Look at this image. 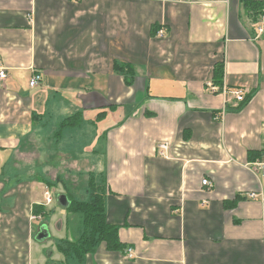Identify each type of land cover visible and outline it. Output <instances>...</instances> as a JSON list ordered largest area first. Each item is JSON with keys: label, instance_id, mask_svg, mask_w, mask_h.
I'll return each mask as SVG.
<instances>
[{"label": "crops", "instance_id": "obj_1", "mask_svg": "<svg viewBox=\"0 0 264 264\" xmlns=\"http://www.w3.org/2000/svg\"><path fill=\"white\" fill-rule=\"evenodd\" d=\"M263 18L243 0H0V264H264ZM66 174L100 176L123 250L58 249L70 196L45 191Z\"/></svg>", "mask_w": 264, "mask_h": 264}, {"label": "trees", "instance_id": "obj_2", "mask_svg": "<svg viewBox=\"0 0 264 264\" xmlns=\"http://www.w3.org/2000/svg\"><path fill=\"white\" fill-rule=\"evenodd\" d=\"M243 6L253 21L259 20L264 16V0H243ZM117 70L126 68L118 65ZM214 84L222 88L224 86V64L217 62L215 65ZM253 93L246 95L240 102L238 108H243L251 100ZM82 120L80 113L64 119L60 129L57 131L59 136L62 128L77 126ZM89 183L90 196L88 199H69L66 206L68 212L78 215L80 229L77 235L69 240L68 238L57 241L58 249L67 257H73L79 261H84L87 254L94 252L102 243L112 250H123L125 245L119 237L118 225L112 224L108 220L106 196L103 184L98 182L95 176L91 175ZM51 181H48L50 185ZM52 212L44 206H35L34 213L50 215Z\"/></svg>", "mask_w": 264, "mask_h": 264}, {"label": "rangeland", "instance_id": "obj_3", "mask_svg": "<svg viewBox=\"0 0 264 264\" xmlns=\"http://www.w3.org/2000/svg\"><path fill=\"white\" fill-rule=\"evenodd\" d=\"M51 176H52V178L50 180L51 181L50 185L47 184L49 186V189L51 188V191L53 189L57 193V188H59V186H60V191L63 193H69V196L71 199H88L89 198V196H90L89 183H90L91 179L87 175H82V177H79V176H72L71 174H66L67 181L62 179L60 176L58 177L57 175H51ZM97 181L98 182L100 181V176H98V175H97ZM57 195H58V193H57ZM53 197L55 199V201L53 199V201H54L53 206L58 207L59 209H63V206H60L58 201H57L58 197L56 198L54 196V194H53ZM64 209H65L66 215H67L66 225L68 224L69 230H70V233L67 234V236L64 238H68L69 240H71L77 235L78 230L80 229L79 224H81V223H80V220L78 218V215H75L73 213L68 212L66 208H64ZM51 210H52V212L50 214L55 212L54 209H49V211H51ZM52 218H53L52 216L49 218V220H51V222H50L51 224H53ZM63 221L64 220H61L60 224H62ZM52 238H54V236ZM64 238H62V239H64Z\"/></svg>", "mask_w": 264, "mask_h": 264}, {"label": "built area", "instance_id": "obj_4", "mask_svg": "<svg viewBox=\"0 0 264 264\" xmlns=\"http://www.w3.org/2000/svg\"><path fill=\"white\" fill-rule=\"evenodd\" d=\"M263 20H264V18H263ZM260 31H263V28H260ZM159 33L163 34V30H161ZM7 77H8V73H7L6 69L4 67L0 68V81L1 82L5 81ZM41 80H42L41 74L35 73L31 79V81H30V85L32 87H36L40 84ZM211 86H213L215 88L214 85L211 84ZM224 92L228 93V90L226 88H224ZM234 94H235L237 100H239L240 102L243 101L246 97L243 89H236L234 91ZM216 118L219 119L220 116L217 115ZM169 149H170V143L168 141H160L157 144V151L163 157L169 156ZM202 183L204 185H208V186H211V184H212V182L210 181L209 178L203 179ZM45 195H46V204H51L53 202V199H54L53 193L51 192V190L47 189L45 191ZM257 196L258 195L255 193L249 194V197H251V198H256ZM42 217H43V214H36V213L31 216V218L33 220L41 219ZM127 251H128V255L132 256V252H133L132 249L129 248Z\"/></svg>", "mask_w": 264, "mask_h": 264}, {"label": "water", "instance_id": "obj_5", "mask_svg": "<svg viewBox=\"0 0 264 264\" xmlns=\"http://www.w3.org/2000/svg\"><path fill=\"white\" fill-rule=\"evenodd\" d=\"M64 198H65V201L63 200V196L62 197L60 196L59 199H60V202L66 207L69 203V199L66 196ZM46 228H47L46 225H43L42 227L43 232L39 235V239L42 241L45 240L49 236V233L46 231Z\"/></svg>", "mask_w": 264, "mask_h": 264}]
</instances>
